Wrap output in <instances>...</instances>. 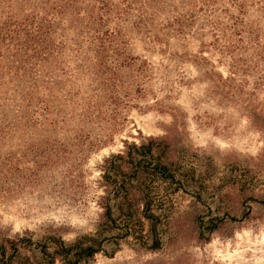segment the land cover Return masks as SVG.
I'll use <instances>...</instances> for the list:
<instances>
[{
  "label": "rangeland",
  "instance_id": "374dc122",
  "mask_svg": "<svg viewBox=\"0 0 264 264\" xmlns=\"http://www.w3.org/2000/svg\"><path fill=\"white\" fill-rule=\"evenodd\" d=\"M185 1H142L104 42L60 24L54 51L28 70L35 83L5 76L0 242L103 240L80 264H264V0L244 15L228 0ZM244 25L257 40L238 42ZM13 93L24 100L4 101ZM149 139L176 174L132 181L153 223L139 200L121 215L104 176L112 155ZM210 217L225 221L200 235ZM16 243L12 264H37L36 247Z\"/></svg>",
  "mask_w": 264,
  "mask_h": 264
},
{
  "label": "trees",
  "instance_id": "16d2710c",
  "mask_svg": "<svg viewBox=\"0 0 264 264\" xmlns=\"http://www.w3.org/2000/svg\"><path fill=\"white\" fill-rule=\"evenodd\" d=\"M142 1L147 0H0V88L5 76L17 79L24 78L27 74L31 78L28 82L37 81L28 70L40 67L54 51L50 37L57 31L58 25L65 26L64 29L67 30L71 24H74L73 28L81 33L82 28L77 24L83 25L84 31L90 38H100L104 42L111 36L115 37L117 32L121 34L120 30L116 32L115 27L110 30L107 27L109 23L120 25L123 21L136 19L141 16L139 14H143ZM197 1L214 5L220 0ZM228 2L238 10L239 15L246 14V9L251 6L249 0H228ZM185 3L188 7L194 6L190 0ZM239 18L243 21L241 16L231 17L230 20L234 22ZM134 22L136 23V20ZM238 34H240L238 42H242V35L249 40H257L258 32L255 33L252 27L244 25ZM8 96L4 98V101L12 97L16 100H24L22 95L16 93ZM1 110L3 112H0V120L3 119L4 123L8 124L5 111ZM6 127L0 124V135L5 133ZM162 144L153 139H149L146 143H131L126 146L125 154L111 156L104 176L117 197L115 206L121 215L127 218L137 215L136 204L139 200L144 205L143 215L151 217V223H153L154 216L148 212L149 201L140 200L145 187H142L140 183L134 184L132 181L138 177L139 173H144L173 183L176 174L171 170L170 164L164 160V154L161 151H164L165 147ZM156 147L157 151L154 150ZM145 197L147 195L144 199ZM246 215L247 213L243 212L240 218ZM240 218L229 217L230 220ZM224 221V217L199 219L197 222L199 234L218 229ZM17 241L36 247L41 256L37 264H53L57 259L62 264H80L103 251V240L87 235L79 236L70 243L53 239L50 244L41 241L31 242L28 237L5 238L0 242V264H12L18 257Z\"/></svg>",
  "mask_w": 264,
  "mask_h": 264
}]
</instances>
